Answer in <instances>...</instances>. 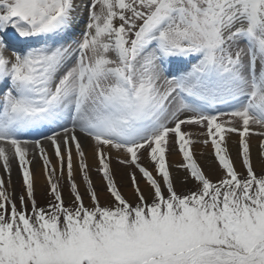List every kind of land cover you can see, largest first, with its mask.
Masks as SVG:
<instances>
[{
  "label": "snow or ice",
  "instance_id": "1",
  "mask_svg": "<svg viewBox=\"0 0 264 264\" xmlns=\"http://www.w3.org/2000/svg\"><path fill=\"white\" fill-rule=\"evenodd\" d=\"M0 264H264V0H0Z\"/></svg>",
  "mask_w": 264,
  "mask_h": 264
},
{
  "label": "rangeland",
  "instance_id": "2",
  "mask_svg": "<svg viewBox=\"0 0 264 264\" xmlns=\"http://www.w3.org/2000/svg\"><path fill=\"white\" fill-rule=\"evenodd\" d=\"M252 143L255 146L256 140L254 139L252 141ZM195 149L201 151L202 150V146L197 145L195 147ZM203 151H204V155L206 156V158H208L210 160V162H211L212 161V157L209 155L210 152H211L210 147L207 148V149H203ZM233 156H235V148L234 147H233ZM196 158L198 160V163H200V165L202 166V162L198 159L197 155H196ZM181 162L182 161H181V159H180V157L178 155H174V156H172L170 158V163L173 164V165L179 164ZM212 166H213V168L215 167L213 164H212ZM114 167H116V166L114 165ZM202 168H203V166H202ZM173 171L175 172L176 170L173 169ZM257 171H259V166H257ZM213 178H215V177H213ZM12 179H13V184L16 187V191L19 192V190H20L19 177H18V175H17V173H16L15 170L13 171V177H12ZM116 180H117L118 184H120L122 186V191H124L125 189H127L126 187L123 186L124 185V181H125L124 170H122L120 168H116ZM93 181L97 185L99 184V180H98V178L95 175H93ZM187 187H190V185L187 186ZM177 190L178 191H181L182 190L181 185L179 183L177 184ZM124 194H125V191H124ZM36 198H37V200H38V202L40 204H44L45 203L46 197L44 196V188H43V185L41 186V188L39 190H37V197ZM104 199H105V197L103 195H101V201L102 202L104 201Z\"/></svg>",
  "mask_w": 264,
  "mask_h": 264
},
{
  "label": "bare ground",
  "instance_id": "3",
  "mask_svg": "<svg viewBox=\"0 0 264 264\" xmlns=\"http://www.w3.org/2000/svg\"><path fill=\"white\" fill-rule=\"evenodd\" d=\"M195 151H196V155H197L198 159L202 162V166H203L204 171H205L206 173H209V174L211 175V173L209 172V169H210V167H211L212 169H214V168H213V166H212L210 160H209L208 158H206L205 155H204L203 157H201V155H200V152H201V151L196 150V149H195ZM254 156H255V146H254ZM42 185H44L43 180H42V179L38 180V183H37V190H39V189L41 188ZM142 187H143V185H142ZM124 191H125V195L128 196L129 193H128L127 189H125Z\"/></svg>",
  "mask_w": 264,
  "mask_h": 264
}]
</instances>
